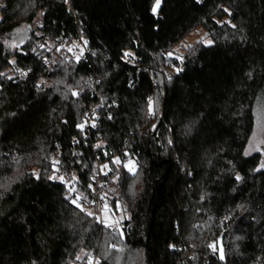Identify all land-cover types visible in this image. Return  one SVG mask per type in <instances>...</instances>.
<instances>
[{
	"label": "trees",
	"instance_id": "obj_1",
	"mask_svg": "<svg viewBox=\"0 0 264 264\" xmlns=\"http://www.w3.org/2000/svg\"><path fill=\"white\" fill-rule=\"evenodd\" d=\"M155 4L0 0V264H264V167L244 155L264 100V0ZM198 28L210 43L177 57ZM72 197L112 215L118 202L117 231Z\"/></svg>",
	"mask_w": 264,
	"mask_h": 264
},
{
	"label": "rangeland",
	"instance_id": "obj_2",
	"mask_svg": "<svg viewBox=\"0 0 264 264\" xmlns=\"http://www.w3.org/2000/svg\"><path fill=\"white\" fill-rule=\"evenodd\" d=\"M0 19H1V14H0ZM38 19L35 23H33L30 28L38 25L39 21V16L36 18ZM29 27L27 26H21L18 29L15 30L13 34L10 36V46L12 47H18L21 42L26 38L28 31L30 30ZM196 41H201L204 44H209L210 39L205 35L203 30L201 28L196 29L193 33H191L189 36H187L183 41H181L178 45L175 46L174 48V53H176V56L179 57L185 47L188 45H191L195 43ZM82 45L84 48L82 53L80 54L83 56V53L85 52V45L83 41H80V43L77 41H73L68 45H65L67 51H70L74 46H79ZM72 51V50H71ZM173 53V52H172ZM171 53V54H172ZM178 53V54H177ZM78 57V56H77ZM180 58V57H179ZM48 63H50L48 61ZM257 152L260 154V163H259V168L264 167V100L259 102L256 105L255 109V124H254V129L252 131V134L250 136V139L246 145V148L244 150V155H250L251 153ZM127 165L128 169L131 168V171H134L136 168V165L134 162L128 160L125 162ZM57 168H55L56 170ZM52 173V177L55 178L56 180H59L60 177L58 175L60 174V170H56ZM103 197V196H101ZM101 198L100 200H102ZM105 201V200H104ZM95 202L91 201L90 203H85L84 202V208L86 211H91L94 212V208L98 209L96 213L98 214L99 219L102 221V223L106 225H110L112 227H118L119 226V220L123 217L124 211L123 209L120 210V205L117 202L116 203V210H117V215H112L110 213V206L108 205V202ZM109 201V200H108ZM98 204L96 207L94 204ZM128 216V215H127ZM122 220V219H121Z\"/></svg>",
	"mask_w": 264,
	"mask_h": 264
},
{
	"label": "built area",
	"instance_id": "obj_3",
	"mask_svg": "<svg viewBox=\"0 0 264 264\" xmlns=\"http://www.w3.org/2000/svg\"><path fill=\"white\" fill-rule=\"evenodd\" d=\"M83 47L82 45L80 44L79 46H76L72 49V53L75 54L76 56L78 57H81V53L83 51ZM101 107V103H100V98L99 100H97L90 108L89 110L87 111L84 119H83V122H82V127L84 129H88L89 127H92L94 126L98 116H97V110H99V108ZM95 166H97L99 169L102 170V172H104V169L102 168V165L98 162H95ZM58 177H60V179L62 180H66L67 179V175L65 173H63L62 171H60V174L58 175ZM121 202V201H120ZM71 203L74 205V206H77L79 205L80 206H84V202L77 198V197H72L71 199ZM113 231H117L118 227H113L112 228ZM100 262L98 260H95L94 258H90L86 263L84 264H99Z\"/></svg>",
	"mask_w": 264,
	"mask_h": 264
},
{
	"label": "water",
	"instance_id": "obj_4",
	"mask_svg": "<svg viewBox=\"0 0 264 264\" xmlns=\"http://www.w3.org/2000/svg\"><path fill=\"white\" fill-rule=\"evenodd\" d=\"M212 249L214 252L217 253L220 260L224 259V251H223V246H222V235L218 238L216 242L212 243Z\"/></svg>",
	"mask_w": 264,
	"mask_h": 264
},
{
	"label": "snow or ice",
	"instance_id": "obj_5",
	"mask_svg": "<svg viewBox=\"0 0 264 264\" xmlns=\"http://www.w3.org/2000/svg\"><path fill=\"white\" fill-rule=\"evenodd\" d=\"M159 5H160V0H156V4H155V6L153 7V9H152V11H153V13L155 14V12L157 11V8L159 7ZM118 162V161H117ZM129 170L131 171L132 169L131 168H129ZM77 206H79V205H77ZM107 226V225H106Z\"/></svg>",
	"mask_w": 264,
	"mask_h": 264
}]
</instances>
